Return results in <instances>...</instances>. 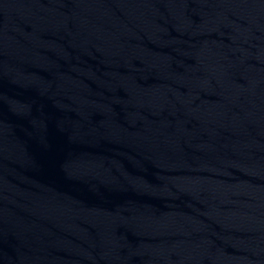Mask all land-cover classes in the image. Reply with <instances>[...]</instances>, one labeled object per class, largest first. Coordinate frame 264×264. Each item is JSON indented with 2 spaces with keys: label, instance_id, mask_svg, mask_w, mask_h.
<instances>
[{
  "label": "water",
  "instance_id": "obj_1",
  "mask_svg": "<svg viewBox=\"0 0 264 264\" xmlns=\"http://www.w3.org/2000/svg\"><path fill=\"white\" fill-rule=\"evenodd\" d=\"M0 264H264V0H0Z\"/></svg>",
  "mask_w": 264,
  "mask_h": 264
}]
</instances>
